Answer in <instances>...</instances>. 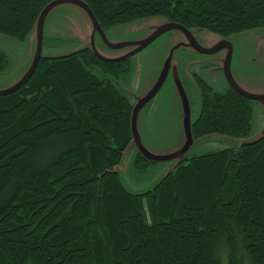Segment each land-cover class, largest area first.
<instances>
[{
    "label": "trees",
    "instance_id": "16d2710c",
    "mask_svg": "<svg viewBox=\"0 0 264 264\" xmlns=\"http://www.w3.org/2000/svg\"><path fill=\"white\" fill-rule=\"evenodd\" d=\"M52 1L0 0V32L25 40ZM83 1L103 30L150 16L225 37L264 27V0ZM10 64L0 47V73ZM132 69L83 48L42 57L0 97V264H264V136L187 156L144 193L125 187ZM198 82L194 139L247 137L253 101ZM155 164L134 154L138 173Z\"/></svg>",
    "mask_w": 264,
    "mask_h": 264
},
{
    "label": "rangeland",
    "instance_id": "374dc122",
    "mask_svg": "<svg viewBox=\"0 0 264 264\" xmlns=\"http://www.w3.org/2000/svg\"><path fill=\"white\" fill-rule=\"evenodd\" d=\"M168 24L165 17L150 16L104 31L109 44L118 46L149 40ZM190 31L197 44L205 50L217 48L224 42L231 43L232 81L245 92L264 95V27L227 37L207 29L191 28ZM43 37V56H62L91 47L105 59L127 56L132 59L131 78L123 86L136 110L134 135L116 168L125 187L132 193H144L152 189L179 159L178 151L184 146L185 132L177 80L182 82L189 97L192 120L201 110L199 77L217 92H224L231 87L226 75V51L204 54L192 45L187 33L179 29L167 30L144 46L129 45L116 49L103 40L81 5L65 1L48 11ZM37 44L36 30L25 40L0 32V47L11 60L10 66L0 73V92L12 88L27 74L34 61ZM263 133L264 103L253 101L252 129L247 137L216 133L198 138L194 140L187 156L237 147L257 139ZM139 145L145 146L154 155L177 153V157L156 162L146 172L138 173L133 167V157Z\"/></svg>",
    "mask_w": 264,
    "mask_h": 264
},
{
    "label": "water",
    "instance_id": "95a60500",
    "mask_svg": "<svg viewBox=\"0 0 264 264\" xmlns=\"http://www.w3.org/2000/svg\"><path fill=\"white\" fill-rule=\"evenodd\" d=\"M65 1H73L76 2L77 4L81 5L89 14V16L91 17L94 26L96 28V30L100 33L101 37L103 38V40L108 44V40L105 36V31L103 30V28L101 27L99 21L97 20L95 14L93 13V11L91 10V8L88 6V4L86 2H84L83 0H54L51 3H49L41 12L38 20H37V24L34 28V30L37 31V36H38V44H37V49H36V54H35V58L34 61L29 69V71L27 72V74L12 88L6 90V91H2L0 92V97L1 96H5V95H9L12 94L14 92H16L18 89H20L24 84H26L31 77L34 75L38 64L41 60L42 57H46L43 56L42 50H43V25H44V20L46 18V15L48 13V11L55 5L65 2ZM167 22L169 23L162 31H160L158 34H156L153 38L143 41V42H137V43H127V44H122V45H118V46H111L113 48H123L129 45H138V46H144L147 43H150L151 41H153L154 39H156L157 37H159L161 34H163L164 32H166L167 30L170 29H179L182 30L184 32L187 33V35L190 37L191 39V43L192 45H194L196 48H198V50H200L201 52H203L204 54H212V53H216L218 51L221 50H225L227 53V58H226V75H227V79L228 82L231 86V88L236 91L238 94H240L241 96L252 100V101H260L264 103V95H254L248 92L243 91L241 88H239L231 79L230 76V65H231V60H232V56H233V47L231 45V43L228 42H224L223 44H221L220 46H218L217 48L214 49H209V50H205L203 48H201L197 42L195 41L191 31L189 28L178 24V23H174V22H170L167 20ZM85 48H90L100 59L108 61V62H112V61H120V60H125L127 58H129V56L127 57H123V58H119V59H105L103 57H101L93 48L91 47H85ZM76 52V51H75ZM73 53V52H72ZM70 54V53H69ZM177 88L182 100V104H183V112H184V119H183V126H184V132H185V143L184 146L180 149V151H178L179 153V159L178 161L175 163L174 167L185 157H187V152L189 151L190 147L193 145L194 143V136H193V131H192V125L193 123L196 121L197 117L195 120H192L191 115V103L189 100V97L187 95V92L182 84V82L180 80H177ZM136 115V110H135V106L133 107V113H132V120H131V129H132V135H134V117ZM199 115V114H198ZM264 136V133L259 136L257 139H254L252 141L249 142H245V143H251L253 141H256L258 139H260L261 137ZM133 140V138H132ZM132 142V141H131ZM242 143V144H245ZM241 144V145H242ZM143 156H145L147 159L154 161V162H161V161H167V160H171V159H175L177 157V153L175 154H170V155H166V156H159V155H154L152 154L145 146L143 145H139V149H138ZM173 167V168H174ZM117 168V167H116ZM172 168V169H173ZM172 169H170L169 171H171ZM117 171V169H116ZM168 171V172H169ZM168 172L165 174L167 175ZM164 175V176H165ZM154 188V187H153ZM152 188V189H153ZM151 190V189H150Z\"/></svg>",
    "mask_w": 264,
    "mask_h": 264
}]
</instances>
